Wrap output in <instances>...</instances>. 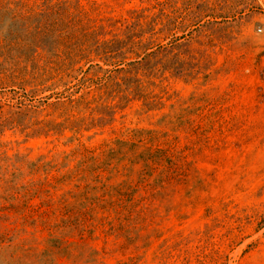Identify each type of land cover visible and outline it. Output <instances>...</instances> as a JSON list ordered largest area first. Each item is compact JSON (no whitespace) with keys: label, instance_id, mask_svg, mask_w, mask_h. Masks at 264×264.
<instances>
[{"label":"rangeland","instance_id":"374dc122","mask_svg":"<svg viewBox=\"0 0 264 264\" xmlns=\"http://www.w3.org/2000/svg\"><path fill=\"white\" fill-rule=\"evenodd\" d=\"M0 264H264V0H0Z\"/></svg>","mask_w":264,"mask_h":264}]
</instances>
